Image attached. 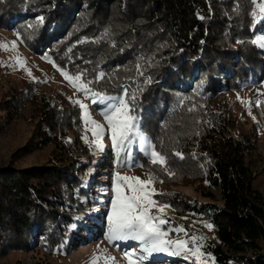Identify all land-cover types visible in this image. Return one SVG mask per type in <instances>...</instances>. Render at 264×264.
Here are the masks:
<instances>
[{"label":"trees","instance_id":"16d2710c","mask_svg":"<svg viewBox=\"0 0 264 264\" xmlns=\"http://www.w3.org/2000/svg\"><path fill=\"white\" fill-rule=\"evenodd\" d=\"M255 8L252 0H0V28L15 29L31 52L48 56L71 76L82 74L100 96L118 97L124 89L129 98L135 94L131 115L141 138L167 157L172 173L136 150L135 160L155 181L192 185L214 201L220 190L223 203H210L212 216L178 191L154 194L177 213L208 217L215 239L206 248L219 264H264V193L255 186L259 173L252 157L264 158L254 132L233 136L234 113L211 106L221 92L250 78L264 81ZM27 106L32 134L0 156V259L37 242L51 252L67 250L72 218L60 209L71 204L86 210L83 177L95 167L80 161L87 148L69 138L82 134L84 110L63 94L50 98L41 81L25 80L0 98V134ZM48 145L52 158L24 163ZM81 231L79 242L90 229Z\"/></svg>","mask_w":264,"mask_h":264},{"label":"rangeland","instance_id":"374dc122","mask_svg":"<svg viewBox=\"0 0 264 264\" xmlns=\"http://www.w3.org/2000/svg\"><path fill=\"white\" fill-rule=\"evenodd\" d=\"M264 4V0H257ZM256 7V6H255ZM257 15L255 23L257 24L256 41L259 37H264V21L260 20V9L255 8ZM260 21V22H257ZM264 44V39L257 42ZM6 46V47H4ZM29 70L31 74H29ZM70 75V74H69ZM71 76V75H70ZM75 77V76H72ZM25 80H36L42 82L43 91L53 100H56L61 94L66 96L72 103L77 104L80 101L87 106L85 113V126L82 134L77 135L71 132L69 138L76 140L80 145L87 148V155L80 160L89 162L94 168L89 169L83 177L85 185L89 189V195L83 198L86 210L84 211L76 205H64L60 211L66 213L72 218L69 224V232H73L72 243L67 242V250H57L51 252L50 249L40 243L33 244L27 251H14L7 257L0 259V264H129V259L125 253H133L132 259L136 264H219L212 253L207 250V243L215 239L214 231L208 223V207L210 203L222 205L220 199V190L217 189L218 200L214 201L197 192L192 185L170 186L165 183L157 182L149 186V191L155 189V193L166 190H174L181 193V199H184L192 206L198 209L207 207V214L195 212L194 215L188 213H177L171 207L164 210L161 214L158 208L162 205L157 201L156 206L152 208V213L163 215L168 223L162 226L165 230H173L177 227L185 229L184 232L169 231L166 239L171 241H189L186 245L188 249L195 251L197 244L191 243L192 237H203L198 240L199 257L186 254L181 251L177 255L170 254L175 250V245L169 251L155 252L151 255L142 252L143 244L139 241H111L108 239L109 220L112 215L111 202L116 198L117 189L122 193L131 194L125 187L133 181H118L117 173L120 176L140 177L143 180L149 179V173L135 160V151L141 146L146 148L148 139L141 138V132L137 124L138 143L132 146L131 160H128L126 150L117 151L112 145L111 132L107 129L102 109L110 108L119 103V100L100 97H91L85 95L72 87V84L61 74L60 68L46 55L31 52L19 33L15 29L0 28V98L14 88L20 87ZM76 83H83L75 81ZM123 97V94L118 96ZM239 97V99H238ZM93 99L96 100L93 103ZM79 105V104H78ZM212 108H226L234 113L236 119V128L232 129L233 136L238 131L254 132L259 153L264 158V81H258L256 78H250L236 90H226L216 97L211 103ZM251 107L249 114L248 108ZM95 120L97 123L105 126V131L100 140L93 135L95 125L90 123ZM86 121H88L86 123ZM261 123V129L255 126V123ZM138 123V120H137ZM34 129L32 120V110L27 106L18 118L17 122L9 125L4 133L0 134V156H8L17 146L23 145L30 137ZM87 135V142L83 137ZM96 144H102V148H97ZM53 146L48 145L41 150H36L25 157L24 163H43L52 158ZM255 171L259 174L255 180V186L264 193V159L257 154L252 157ZM209 216V215H208ZM82 228L90 229L86 234V239L79 242L82 236ZM176 233L178 236L172 237ZM187 255V258L185 256ZM230 264H244L243 261L232 260Z\"/></svg>","mask_w":264,"mask_h":264},{"label":"snow or ice","instance_id":"6c2138e0","mask_svg":"<svg viewBox=\"0 0 264 264\" xmlns=\"http://www.w3.org/2000/svg\"><path fill=\"white\" fill-rule=\"evenodd\" d=\"M252 3L259 7L260 9V20L264 21V4L258 3L257 0H252ZM253 17L257 15L255 11L252 12ZM260 22V21H257ZM264 39V37H259L258 41ZM254 41V42H258ZM6 47V46H4ZM264 47V44H261ZM61 74L72 84V87L76 88L78 91L83 92L85 95L90 94L91 97H100L99 93L93 92L91 88L88 87L86 83H76L75 81H80L82 74L72 77L64 69H60ZM29 74H31L29 70ZM103 73L99 74V78L102 79ZM113 99V98H109ZM119 100V103L111 106L110 108L102 109V114L107 121V129L111 132L112 145L116 147L117 151L121 149L126 150L128 155V160H131L132 146L138 143L137 137V118L131 115V103L130 101H135L136 97L133 93L129 98L128 89L123 90V97L115 98ZM239 99V97H238ZM96 100L93 99V103ZM79 106L85 110L87 114V106L76 101ZM249 114L251 113V107L248 108ZM88 121H86L87 123ZM90 123L95 125L93 130V135L97 140L102 138L105 126L97 123L95 120H91ZM87 142V135L83 137ZM147 149L143 146L140 147L139 151L149 157V161L153 165H158L163 167L168 175H172L168 171L167 167V157L159 152H156L155 146L150 142H147ZM97 148H102V144H96ZM150 149V150H149ZM176 156L183 158L182 154L177 152ZM143 166V165H138ZM118 181H133L131 184H126L125 187L130 191L131 194L122 193L119 188L117 189L116 198L111 202L112 205V215L108 217L109 228H108V239L111 241H125L134 240L142 242V252L151 255L155 252L169 251L175 245V250L171 251L170 254L177 255L181 251L192 256L199 257V248L201 247L197 242L198 240L204 239L203 237H192L191 243L197 244V249L193 251L188 249L186 245L189 241H171L166 239L169 235V231L184 232L185 229L177 227L173 230H165L162 226L168 221L163 215H156L152 213V208L156 206L157 201L152 199L155 193V189L152 188L149 191V186L155 183L154 177L150 174L148 180H143L140 177H128L120 176L117 173ZM163 181H161L162 183ZM170 205H162L157 210L161 214ZM211 227V225H206ZM125 256L129 259V264H136V261L132 259L133 253H125ZM187 258V255L185 256Z\"/></svg>","mask_w":264,"mask_h":264},{"label":"built area","instance_id":"2783aa9c","mask_svg":"<svg viewBox=\"0 0 264 264\" xmlns=\"http://www.w3.org/2000/svg\"><path fill=\"white\" fill-rule=\"evenodd\" d=\"M214 213H215V211L213 209H208V214L207 215L212 216V215H214Z\"/></svg>","mask_w":264,"mask_h":264}]
</instances>
